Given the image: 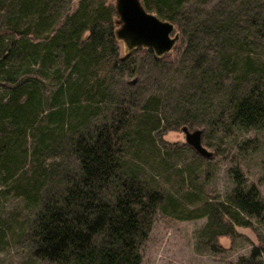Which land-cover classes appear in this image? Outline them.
I'll return each mask as SVG.
<instances>
[{"label": "trees", "instance_id": "16d2710c", "mask_svg": "<svg viewBox=\"0 0 264 264\" xmlns=\"http://www.w3.org/2000/svg\"><path fill=\"white\" fill-rule=\"evenodd\" d=\"M142 1L179 26L193 53L198 36L219 38L217 58L202 64L210 59L215 78L225 73L231 86L219 80L202 91L209 102L201 105L203 117L188 111L166 122L158 104L169 83L157 79L153 92L107 103L145 58L161 79L175 70L152 47L120 54L119 16L109 0L75 7L73 0H0V182L33 208L23 232H5L0 219V246L17 241L21 248L15 264H141L156 212H177L174 193L146 167L158 154L155 167L163 161V134L183 125L264 130V0ZM96 111L101 122L71 130L76 171L60 191L45 194L60 130ZM233 171L237 185L227 200L207 207V233L233 234L232 221L248 225L251 217L264 224L258 188L242 186L240 170ZM257 255L238 264H264Z\"/></svg>", "mask_w": 264, "mask_h": 264}, {"label": "rangeland", "instance_id": "374dc122", "mask_svg": "<svg viewBox=\"0 0 264 264\" xmlns=\"http://www.w3.org/2000/svg\"><path fill=\"white\" fill-rule=\"evenodd\" d=\"M109 2L116 4V0ZM77 3L78 0H73L74 7ZM179 30L176 25V31ZM196 41L198 44L201 42V45L195 53L189 37L181 36L172 49L163 55L166 62L174 63L175 70L166 76L168 80L165 76L159 78L161 74L148 63L149 58H145L147 61L139 65L141 72L126 74L123 77L125 85H118L107 103L120 100L125 93L141 96L153 92L154 79H157L156 83H169L164 88L161 86L164 97L158 104L160 115L166 122L168 119L174 123L188 111L191 116L195 114L203 117L201 105L208 102V98L202 91L212 89L216 81L225 82L226 75L221 73V79L215 78L213 66L210 65L218 56L214 50L220 42L219 38L198 36ZM118 43L120 54L125 55L126 44L123 40ZM143 54H146L145 50ZM209 57L212 61L209 59L202 64ZM135 76L138 77L136 83L127 82ZM223 86L227 90L231 83L225 82ZM103 116L96 111L88 114L86 121H78L75 126L60 130L51 147L57 158L44 187L45 194L60 191L67 176L77 169V158L70 145L71 130L101 122ZM195 127L203 128L202 141L213 152L212 157L201 155L188 144L182 127H179L163 134L164 164L162 161L155 167L154 163H159L158 154L153 159L154 163L146 165L150 171L159 173L158 178L165 190L174 193L178 203L173 209V212L177 211L176 214L164 210L156 212L148 236L141 245V264H238L242 258L250 257L254 252H259L256 260L264 259V224L257 217H251L248 225L232 221L233 234H212L204 230L209 220V204L218 205L226 201L237 185L234 169L240 170L242 186L255 185L264 201V130L233 128L224 131L219 127H210L208 130L204 126ZM4 188L0 182V219L6 223L2 224V229L5 232H23L33 208L21 198L3 192ZM224 220L230 221L227 216H224ZM17 243L12 241L0 246V264L16 263L21 256V248Z\"/></svg>", "mask_w": 264, "mask_h": 264}, {"label": "water", "instance_id": "95a60500", "mask_svg": "<svg viewBox=\"0 0 264 264\" xmlns=\"http://www.w3.org/2000/svg\"><path fill=\"white\" fill-rule=\"evenodd\" d=\"M115 7L119 16L116 34L128 48L142 45L152 47L157 55H163L180 38L175 23L148 10L142 0H116ZM137 80L138 77L135 76L127 82L134 84ZM182 130L188 144L201 155L212 157L213 152L202 141L203 128L191 129L188 125H183Z\"/></svg>", "mask_w": 264, "mask_h": 264}]
</instances>
